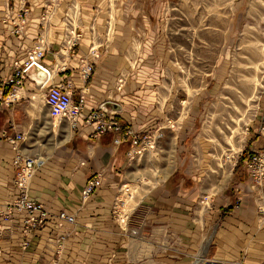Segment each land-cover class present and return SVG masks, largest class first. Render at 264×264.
I'll return each mask as SVG.
<instances>
[{"label":"crops","instance_id":"obj_1","mask_svg":"<svg viewBox=\"0 0 264 264\" xmlns=\"http://www.w3.org/2000/svg\"><path fill=\"white\" fill-rule=\"evenodd\" d=\"M46 1L29 0L30 18L17 33L10 18L16 4L0 0V209L16 198L13 161L19 153L38 161L31 198L53 214L75 216L76 222H50L28 236L23 218L6 222L0 264H264V196L251 188L247 162L233 168L228 189L217 192L222 188L214 186L218 190L211 195L201 185L198 165L184 142L190 120H184L174 137L173 130L158 131L160 106L173 95V85L165 81L173 67L166 41L158 36L159 22L145 11L154 0H61L43 26ZM72 2L78 8L69 14L83 35L74 51L65 46L63 23ZM41 34L48 43L42 64L51 84L71 82L74 102L85 98L75 125L52 118L47 89L34 72L20 86L6 84ZM87 63L94 72L85 80ZM100 107L116 111L119 132L96 133V125L87 119ZM263 112L248 137L249 153L264 146ZM3 132L23 134L18 150L1 137ZM146 136L172 143L153 166L149 157L142 162V157L133 160L130 155L136 148L134 137L141 144ZM176 138L181 139L177 150ZM147 168L155 171L144 180ZM220 172L227 179V165H220ZM97 175L102 185L84 202V188ZM143 185L150 188L137 195L135 189ZM126 208L132 211L127 214ZM25 239L30 242L26 249Z\"/></svg>","mask_w":264,"mask_h":264},{"label":"rangeland","instance_id":"obj_2","mask_svg":"<svg viewBox=\"0 0 264 264\" xmlns=\"http://www.w3.org/2000/svg\"><path fill=\"white\" fill-rule=\"evenodd\" d=\"M145 11L159 22L158 36L166 41L173 67L165 80L173 85V95L160 106L158 131L173 130L174 137L184 120H190L191 132L184 142L198 165L201 185L214 195L232 184L233 168L264 111V0H154ZM141 139L136 151L142 150L145 137ZM175 142L177 150L181 139ZM168 143L172 144L165 137L157 139L155 148L133 153L132 158L142 157L144 162L149 157L153 166L168 150ZM220 165H227V179ZM154 171L143 170L144 180ZM149 188L143 185L135 190L138 195ZM128 190L132 198L134 190Z\"/></svg>","mask_w":264,"mask_h":264},{"label":"built area","instance_id":"obj_3","mask_svg":"<svg viewBox=\"0 0 264 264\" xmlns=\"http://www.w3.org/2000/svg\"><path fill=\"white\" fill-rule=\"evenodd\" d=\"M61 0H47L44 10L42 11L41 23L43 26L49 24L52 17L56 14ZM10 3H15L16 7L12 6L10 8V18L14 17L13 24L17 29V33L22 32L27 26L28 20L31 15V9L29 7V0H9ZM77 3L72 2L68 10L65 13L64 23V43L66 48L74 51L78 46L83 37L82 33L77 30L72 17L69 12L71 10L77 11ZM9 19V18H8ZM8 19H6L8 22ZM48 50V43L45 34H41L36 40L32 49L28 51L26 60L20 64H15L14 77L9 79L7 85L20 86L21 82L28 77V72L37 66L43 69L47 73V79L43 83H40L41 88L47 89L46 93V103L50 108V113L53 119L62 120L66 119L75 125V122L82 115L84 111V100L81 98L79 103L73 100V84L71 82H63L60 84H51V74L44 67L42 61ZM92 49L91 54L97 57ZM94 72V67L92 64L87 63L83 67V78L88 80ZM4 85L0 82V86ZM117 113L116 111H111L107 108L100 107L93 111L88 117L87 121L96 125V133L104 134L108 131L121 130V125L116 121ZM4 133V132H3ZM2 138L6 140L13 149L18 150L21 143L24 142L25 137L23 134H18L15 136L8 135L6 133L1 135ZM156 139H152L149 136L145 137V142L142 146L141 151L133 150L130 152L132 156L133 153L141 154L145 151V146L150 141L156 142ZM143 142V141H142ZM141 142V145H142ZM120 143V141H116ZM133 144L138 146L139 139H133ZM156 143L153 145V148ZM261 149V150H260ZM259 151H255L248 157L247 168L250 171L251 177V188L258 190V196L261 198L264 196V146L260 148ZM13 164L17 170L14 188L16 191V198L11 202L9 206L4 209H0V238L3 235L5 229V223L11 222L14 218H23L25 226V235H30L35 231L43 230L47 227L50 222H57L61 225L63 222L68 224H74L76 218L73 215L68 214L65 211L59 214H53L49 212L42 203L36 202L30 196V184L31 180L36 173V168L38 161L34 157L16 154ZM102 185V176L97 175L92 179L88 180L84 191H83V201L87 202L94 195L96 190ZM120 206H123V202L120 201ZM136 233V232H133ZM26 236V237H27ZM29 240L25 239L23 242V247L26 249L29 246Z\"/></svg>","mask_w":264,"mask_h":264},{"label":"water","instance_id":"obj_4","mask_svg":"<svg viewBox=\"0 0 264 264\" xmlns=\"http://www.w3.org/2000/svg\"><path fill=\"white\" fill-rule=\"evenodd\" d=\"M35 73V78H36V80L39 82V83H43L44 81H46V79H47V73L43 70V69H41V68H39V67H37V66H34L29 72H28V76H30V74H32V73Z\"/></svg>","mask_w":264,"mask_h":264},{"label":"trees","instance_id":"obj_5","mask_svg":"<svg viewBox=\"0 0 264 264\" xmlns=\"http://www.w3.org/2000/svg\"><path fill=\"white\" fill-rule=\"evenodd\" d=\"M11 90H12L11 87L8 88V89H6L5 92H4V95L7 96L8 93L11 92ZM249 154H250V153L248 152V149H246V151L242 154V157L240 158V162H239L238 165L242 164V163L245 162V161L248 162V155H249ZM237 167H238V166H237Z\"/></svg>","mask_w":264,"mask_h":264},{"label":"bare ground","instance_id":"obj_6","mask_svg":"<svg viewBox=\"0 0 264 264\" xmlns=\"http://www.w3.org/2000/svg\"><path fill=\"white\" fill-rule=\"evenodd\" d=\"M154 144H155L154 141H150V143H147V144H146L145 148H146V147L153 148V145H154Z\"/></svg>","mask_w":264,"mask_h":264}]
</instances>
